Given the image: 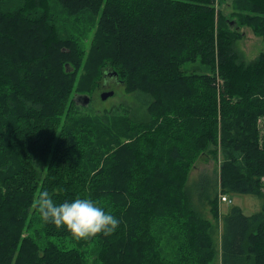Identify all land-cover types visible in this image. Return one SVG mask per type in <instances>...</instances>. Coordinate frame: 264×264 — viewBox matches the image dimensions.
Wrapping results in <instances>:
<instances>
[{"label":"trees","instance_id":"trees-1","mask_svg":"<svg viewBox=\"0 0 264 264\" xmlns=\"http://www.w3.org/2000/svg\"><path fill=\"white\" fill-rule=\"evenodd\" d=\"M18 1L10 13L0 14V104L11 129L17 124L26 129V171L8 191L10 202H0V264H200L196 258L208 264L214 257L212 229L191 208L185 176L198 153L215 154L209 149L218 148L231 156L221 169L223 194L264 199V147L258 148L255 129L258 116L264 115V52L245 65L235 48L241 34L216 0ZM2 4L0 0V11ZM233 4L252 13L239 16L264 39V0ZM85 13L98 19L91 55L102 68L100 74L108 73L144 96L152 118L150 124L124 119L131 142L109 145L116 149L104 159L105 168L84 162L94 155L89 138L96 131L103 135L110 118L81 114L72 124L61 118L72 87L67 54L77 55L79 44L68 42L59 30ZM87 89V82L77 89L72 106L80 105L78 95L89 96ZM165 114L174 129L160 121ZM236 151L243 155L235 157ZM41 180L48 181L39 187L60 202L83 184L98 188L96 198L113 197V206L105 209L121 223L95 245L97 258L82 252L86 241L79 243L70 232L45 223L48 229L41 231L55 238L44 246L22 241V251L12 261L16 229L34 202V193L16 191ZM77 180L81 185L68 184ZM211 204L214 219L219 216L216 199ZM32 215L40 218L36 206ZM60 238L68 241L63 244ZM164 238L175 242L173 261L159 251ZM220 243V264H248L247 256L251 264H264V204L250 216L232 207L221 219Z\"/></svg>","mask_w":264,"mask_h":264},{"label":"rangeland","instance_id":"rangeland-1","mask_svg":"<svg viewBox=\"0 0 264 264\" xmlns=\"http://www.w3.org/2000/svg\"><path fill=\"white\" fill-rule=\"evenodd\" d=\"M232 3L233 0H216V7L220 9V12L227 18L228 21L231 22V24H234V26L231 25L232 29H236L238 33L241 34V38L235 42V48L240 53L241 59L245 65H248L250 61L257 59V57L264 52V39L261 36L255 35L252 28L245 24L243 22V18L239 16V13H248L250 15H252V13L239 11L234 7V4L232 5ZM18 5V0H3L0 14L10 13V8L16 7ZM97 24L98 19L93 20V17H90L89 14L85 13L72 17L67 22L68 27L64 30H59V33L65 35V38L68 42L76 41L79 44V51L77 55L76 53L70 51L67 54L68 64L70 66L69 70L71 71L70 78L72 79V87L70 89L68 98L64 101V114L61 116V118L68 124H72L74 116L81 114L90 115L91 117L106 116L110 118L109 128L103 135L99 131H96L95 135L89 138V143L92 150L94 151V155L89 158V160L84 162V165L94 162L98 166L105 168L107 167V163H105L104 159L109 155L110 152L116 149V147H111L109 145H118L119 147L120 145L130 144L131 142L129 137L125 136L126 126L124 124V119H129L131 124L132 122L136 124H150L152 122V118L149 113V106H146L144 102H142L144 100V96H138L135 92H132L123 86L115 78H109L110 76L108 73H106L105 76H102V73L100 74L102 68L96 64L95 58L91 55L92 42L94 40ZM62 60L63 59H61L60 62ZM75 61H79V64H75ZM1 77L2 76L0 75V78ZM86 82L88 84L87 93L89 95V104L83 106L80 104L81 101L77 100V103L80 105L72 106L71 101L77 99V89L79 91L80 87L85 85ZM215 87L218 95L220 93V88L217 86V84H215ZM105 91H111L113 92V95L102 101L100 96ZM79 93L85 92L81 91ZM59 111L61 112V108H59ZM53 113L54 112L48 116L52 115ZM3 116H5V108L4 105L0 104V202L5 201L8 203L10 201H7L6 197L8 191L12 192L14 190L13 182L17 180L18 174L20 172L26 171V156L22 154L26 152V129L25 127L19 126L17 124L14 131L8 126L7 122L4 121ZM101 120L104 121V118ZM160 121H164L166 126L172 128L169 125V114H165L163 118H160ZM160 121L158 120V125H160ZM255 129L258 136V148L262 149L264 147V115L258 116ZM80 132H82L81 129L78 130V133ZM112 136L114 137L111 139ZM216 144V147L220 145L219 138L217 139ZM131 147L136 149L135 146ZM209 150H215V154H211L209 151L200 152L189 164V168L185 176V187L189 196L188 199L192 204L191 208L194 210V213H196L199 218L209 221L210 227L212 229L210 231L212 238L211 250L214 251V257L208 264H220L219 252L221 245V219L226 216L232 207H239L246 216L257 213L261 211L264 204V199L247 194L240 195L230 193L228 194V198L232 203H222L220 198L225 195L223 194L225 189L221 183V169L224 163L230 161L231 156L219 152L218 148L216 150V148L211 147ZM97 155H99V157H97ZM241 155H243V152L239 153L236 151L234 154L235 157L239 158ZM46 163L47 168L48 166H52V160L50 163ZM97 171L98 169L95 170L94 173ZM38 178L39 175L37 173V176L33 180ZM47 181L41 180L37 183H30L28 188L26 187L22 189L21 187H18L16 191L17 194L21 195H26V190L27 192L34 193V198L32 199L34 202L29 203L31 205L29 208L28 218L25 219L21 226H18L16 229L15 235L18 236V239L17 241L15 240V237L13 239V241H16V244L14 258L12 261H15V257L20 254L18 251H22V248H20L22 241L27 240L36 246H44L47 242H51L55 238L54 235L44 233L43 229L41 231L43 226L47 227L48 225L41 221V217L35 218L32 215L36 206L35 201L39 192L41 190H47V188H44V186H39H41L44 182L47 183ZM68 184L81 185V180L73 181ZM94 187L96 186H92L90 188L88 184H83V186L74 195H63L60 198H62L64 201L66 199L70 200L77 196L90 197L99 202V204L103 207H112L113 197L107 196L106 199L104 198V200H101L100 197L96 198V192L98 191V188ZM261 189L262 193L264 194V176L261 177ZM55 192H58V190ZM127 196L129 197L131 194L127 193ZM213 199H216V204L219 208V216L214 219L210 212L213 205L211 204ZM56 200L57 202H60L58 198ZM20 212L22 215H25L24 213H26V211L22 210H20ZM39 221L40 224L38 223ZM105 238H107L106 235L97 234L96 236H93L87 240L77 239V241L79 243L86 241L81 250L82 252H85L86 257L90 256L91 259H94L97 258V252H94L97 244L101 243V241L105 240ZM179 238L183 243L184 237ZM92 239L95 240V244L90 241ZM41 241L42 243H40ZM67 241L68 240L66 238L62 239L61 243L65 244ZM159 245V251L161 252L162 257L173 261L175 242L167 241L166 238H164ZM196 259L198 263L203 264L199 258ZM250 259V256L246 257L248 264H251L252 262V259ZM176 262H178V258Z\"/></svg>","mask_w":264,"mask_h":264},{"label":"clouds","instance_id":"clouds-1","mask_svg":"<svg viewBox=\"0 0 264 264\" xmlns=\"http://www.w3.org/2000/svg\"><path fill=\"white\" fill-rule=\"evenodd\" d=\"M36 207L44 223L63 228L78 240H87L97 234L110 235L121 223L116 215L90 197L77 196L57 202L52 193L41 190Z\"/></svg>","mask_w":264,"mask_h":264},{"label":"water","instance_id":"water-1","mask_svg":"<svg viewBox=\"0 0 264 264\" xmlns=\"http://www.w3.org/2000/svg\"><path fill=\"white\" fill-rule=\"evenodd\" d=\"M111 74V73H110ZM113 75L115 76L116 74L113 73ZM113 95V92L109 91V92H103L100 96L101 100L104 101L107 98L111 97ZM78 100L81 101V105L86 106L89 104V98L87 95H78Z\"/></svg>","mask_w":264,"mask_h":264},{"label":"built area","instance_id":"built-area-1","mask_svg":"<svg viewBox=\"0 0 264 264\" xmlns=\"http://www.w3.org/2000/svg\"><path fill=\"white\" fill-rule=\"evenodd\" d=\"M220 199L222 202L229 203V204L231 203V200L228 199L226 195L222 196Z\"/></svg>","mask_w":264,"mask_h":264}]
</instances>
